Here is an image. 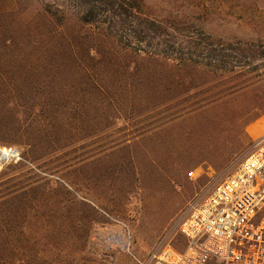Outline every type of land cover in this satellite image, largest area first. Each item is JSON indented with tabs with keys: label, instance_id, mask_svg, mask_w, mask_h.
Listing matches in <instances>:
<instances>
[{
	"label": "trees",
	"instance_id": "16d2710c",
	"mask_svg": "<svg viewBox=\"0 0 264 264\" xmlns=\"http://www.w3.org/2000/svg\"><path fill=\"white\" fill-rule=\"evenodd\" d=\"M230 7L244 17L264 15V0H0V51H56L55 57L44 61L47 67L63 77L83 78L92 93L81 99L15 95L23 76L13 79L14 68L23 65L16 63L19 56L0 55V122L17 126L19 144L25 148L20 160L0 171V264L21 261L23 254L14 249L28 246L10 237V222L18 219L11 215L12 209L23 213L31 205L68 211L85 207L99 213L96 201L78 199L72 191L75 181L65 177L85 164L92 178H104L108 155L144 134L119 127L122 119L148 114L164 103L146 99L139 107L142 99L135 94L143 89L135 77L141 61L165 68L161 90L155 85L157 78L145 90L170 92L183 86L194 89L195 72L201 67L227 69L263 58L257 53L264 47L262 35L245 39L208 29L216 11ZM261 23L264 28V18ZM71 25L75 28L69 31ZM111 66L124 67L125 72H115L109 86L106 71ZM184 70L189 74L182 76ZM179 112L168 122L183 117L184 111ZM113 127L115 138L108 140ZM85 147L89 151L75 155ZM62 150L69 151L68 161L45 171L42 160L55 162ZM83 219L82 233H51L45 243L58 249L54 242L71 239L75 248L67 250L82 251L90 224L97 222L90 215Z\"/></svg>",
	"mask_w": 264,
	"mask_h": 264
},
{
	"label": "rangeland",
	"instance_id": "374dc122",
	"mask_svg": "<svg viewBox=\"0 0 264 264\" xmlns=\"http://www.w3.org/2000/svg\"><path fill=\"white\" fill-rule=\"evenodd\" d=\"M263 18L264 15L244 17L230 7L217 10L207 27L215 34L252 39L257 35L264 37V30H260L264 29ZM68 28L70 31L75 27ZM257 53L264 55V47H258ZM5 54L19 56L16 63L23 65L22 69L14 68L13 79L23 76L15 95L42 99H81L92 95L83 78L63 77L56 69L47 67L46 62L55 57L56 51H0V55ZM231 65L227 69L207 66L196 69L195 88L190 91L183 86L170 92H151L145 88L154 78L161 90L163 84L159 80L165 68L141 61L135 77L138 87L143 89L135 94L142 99L139 107L147 103L146 99L164 103L148 114L122 119L119 127L144 134L108 155L103 162L104 178H92L85 164L65 177L75 181L72 191L78 199L87 197L85 200L96 201L99 213L85 207L68 211L67 207L51 210L31 205L23 213L12 209L11 215L18 219L10 222V237L17 244L19 240L28 244L23 251L14 249L15 254H23L16 264H141L147 260L162 237L176 226L188 203L197 194L211 191L237 166L253 137L258 135V126L262 128L258 122L264 121V56L257 61L244 60L240 65ZM117 71L125 72V68L107 69V85L111 86ZM187 74L185 70L181 72L182 76ZM181 110L183 117L168 122L172 114ZM256 126V133L251 135L250 130ZM16 128L4 119L0 122V150L13 148L19 153L8 160H1L0 156V171L12 161L20 160L25 151L19 144ZM116 128L109 130L108 140L115 138L112 131ZM89 149L85 147L75 155ZM67 153L68 150H62L55 162L44 158L41 162L44 170L66 163ZM193 169L200 174L196 180L187 177V172ZM85 215L96 217L97 222L90 224L89 239L80 244L82 251L67 250V246L75 248L71 239L65 244L63 240L54 242L58 249L45 243L51 233H82ZM172 236L177 248L182 249L183 237L175 232Z\"/></svg>",
	"mask_w": 264,
	"mask_h": 264
},
{
	"label": "built area",
	"instance_id": "2783aa9c",
	"mask_svg": "<svg viewBox=\"0 0 264 264\" xmlns=\"http://www.w3.org/2000/svg\"><path fill=\"white\" fill-rule=\"evenodd\" d=\"M6 156L19 153L9 148ZM199 176L197 169L187 172L190 180ZM174 232L184 239L182 249ZM141 264H264V133L211 191L188 203Z\"/></svg>",
	"mask_w": 264,
	"mask_h": 264
},
{
	"label": "crops",
	"instance_id": "0c3cea01",
	"mask_svg": "<svg viewBox=\"0 0 264 264\" xmlns=\"http://www.w3.org/2000/svg\"><path fill=\"white\" fill-rule=\"evenodd\" d=\"M260 125H262V128H260L259 126H258V128H257V126L256 127H253L251 130H250V134L251 135H254L255 133H256V128H257V131L259 130V133H258V135L255 137H253V139H255V138H258V137H260L263 133H264V121L262 122H258Z\"/></svg>",
	"mask_w": 264,
	"mask_h": 264
},
{
	"label": "bare ground",
	"instance_id": "6f19581e",
	"mask_svg": "<svg viewBox=\"0 0 264 264\" xmlns=\"http://www.w3.org/2000/svg\"><path fill=\"white\" fill-rule=\"evenodd\" d=\"M7 152H8V150H3V149H1V150H0V156H1V157H5Z\"/></svg>",
	"mask_w": 264,
	"mask_h": 264
},
{
	"label": "water",
	"instance_id": "95a60500",
	"mask_svg": "<svg viewBox=\"0 0 264 264\" xmlns=\"http://www.w3.org/2000/svg\"><path fill=\"white\" fill-rule=\"evenodd\" d=\"M2 159H4V160H5V159H8V156L3 157Z\"/></svg>",
	"mask_w": 264,
	"mask_h": 264
}]
</instances>
